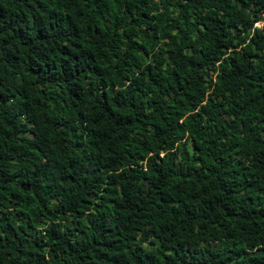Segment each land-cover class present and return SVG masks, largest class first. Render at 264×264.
<instances>
[{
  "label": "trees",
  "instance_id": "obj_1",
  "mask_svg": "<svg viewBox=\"0 0 264 264\" xmlns=\"http://www.w3.org/2000/svg\"><path fill=\"white\" fill-rule=\"evenodd\" d=\"M0 264H264V0H0Z\"/></svg>",
  "mask_w": 264,
  "mask_h": 264
}]
</instances>
